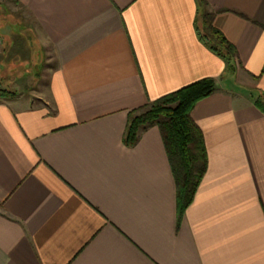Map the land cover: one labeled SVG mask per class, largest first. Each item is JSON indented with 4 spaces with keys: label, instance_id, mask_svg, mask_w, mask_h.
I'll list each match as a JSON object with an SVG mask.
<instances>
[{
    "label": "crops",
    "instance_id": "obj_1",
    "mask_svg": "<svg viewBox=\"0 0 264 264\" xmlns=\"http://www.w3.org/2000/svg\"><path fill=\"white\" fill-rule=\"evenodd\" d=\"M205 2L0 0V64L43 56L35 85L14 77L0 100V264H264V0ZM206 78L190 116L207 169L179 220L159 127L124 139L136 112Z\"/></svg>",
    "mask_w": 264,
    "mask_h": 264
},
{
    "label": "trees",
    "instance_id": "obj_2",
    "mask_svg": "<svg viewBox=\"0 0 264 264\" xmlns=\"http://www.w3.org/2000/svg\"><path fill=\"white\" fill-rule=\"evenodd\" d=\"M197 1L200 7L206 4L205 0ZM196 29L200 39L231 65L237 56L236 48L213 25L212 15L198 14ZM215 87L211 78L199 80L147 105L143 113L132 115L128 123L124 142L130 146L137 142L142 128L154 124L159 127L176 182L179 220L193 201L208 162L202 131L190 113L199 100L213 93ZM12 94L0 85V100ZM256 105L264 112V96L256 99Z\"/></svg>",
    "mask_w": 264,
    "mask_h": 264
},
{
    "label": "rangeland",
    "instance_id": "obj_3",
    "mask_svg": "<svg viewBox=\"0 0 264 264\" xmlns=\"http://www.w3.org/2000/svg\"><path fill=\"white\" fill-rule=\"evenodd\" d=\"M35 50L36 51L34 52L32 57H19L21 59L19 64L17 63L18 57L16 56L8 55L5 57L3 64H0V72L3 74V79L0 80V85L2 88L13 93V90L17 88L15 85L16 78L14 77L17 76L20 77L21 75L23 76V80L31 83L32 86L35 85V81H37L36 78L39 77L38 73L41 70L42 61H43V56H41V54L37 51V49ZM23 62L25 63V66L20 65V63ZM26 69L28 70L31 69V71L26 72ZM13 95L14 94H12V96ZM145 110H146L145 108L139 110L134 114V116L140 115Z\"/></svg>",
    "mask_w": 264,
    "mask_h": 264
}]
</instances>
